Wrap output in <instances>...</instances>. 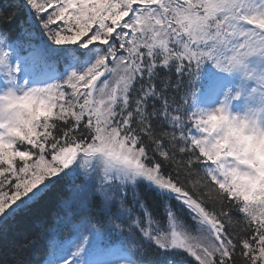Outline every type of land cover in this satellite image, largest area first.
I'll return each instance as SVG.
<instances>
[{"label":"snow or ice","instance_id":"1","mask_svg":"<svg viewBox=\"0 0 264 264\" xmlns=\"http://www.w3.org/2000/svg\"><path fill=\"white\" fill-rule=\"evenodd\" d=\"M21 9L52 45L101 46L94 61L63 83L48 82L54 61L33 42L27 21L16 25ZM252 57L264 59V0L0 6V233L57 193L55 210L0 264H32L29 249L61 228L70 239L53 245L47 264H156L157 253L180 254L181 264H264V72L245 97L259 106L237 114L230 106L243 90L193 111L164 95L167 81L157 90L153 80L157 58L181 82L194 75L193 65L198 79L205 63L252 80ZM113 75L115 86L107 78L97 83ZM147 193L159 199L158 213Z\"/></svg>","mask_w":264,"mask_h":264},{"label":"trees","instance_id":"2","mask_svg":"<svg viewBox=\"0 0 264 264\" xmlns=\"http://www.w3.org/2000/svg\"><path fill=\"white\" fill-rule=\"evenodd\" d=\"M13 0H0V6H4L7 8L9 4H11ZM38 2H41V0H38ZM22 21H27V27L28 30L33 32L36 36V40H34V43L41 42L44 46L47 43L49 46L52 45L50 42H48L47 37L44 36L42 30L39 26V21L36 20L35 16L32 15L27 9H21L17 13L16 17V25H18ZM16 25H13V30H15ZM52 27H55L53 25ZM26 39V38H25ZM55 46V45H54ZM48 49V48H47ZM49 50V49H48ZM100 48H97V51H99ZM127 54V53H125ZM90 58L92 59V62L94 61V53L93 51L90 53ZM54 67H56L58 72V83H63V80L67 77L68 74L71 72L68 71V66L76 64H81V57H79L77 54H66L61 55L59 58L54 59ZM75 62V63H74ZM203 67L206 66V64L202 65ZM209 70H212L208 68ZM159 75L157 77H154V84L157 90L162 89L165 81L168 82L169 86L167 87L166 91L164 92V95L168 97V99L171 101L173 98L178 102V99L180 97L179 90L175 87L176 84H174V78H172L171 74L163 75L161 72H158ZM196 69L193 68V76H192V82H189L187 80L182 81V88L187 89L190 86L193 87L194 83L196 82ZM199 73V70H198ZM114 76V75H113ZM181 84V83H180ZM65 89L70 94L72 89L68 88L67 85H64ZM181 87V86H180ZM133 88L137 91H130L129 95L133 98L134 95H137L139 85L134 84ZM180 89V88H179ZM182 102V101H181ZM153 101L149 99V111H151V104ZM163 102L162 101H156V106L162 107ZM58 110V109H57ZM54 119V118H53ZM87 119V117H85ZM59 123V121H57ZM153 125L160 124V121L153 120ZM185 123L187 124L186 118ZM178 135V133H177ZM20 148H27L30 147L26 144L19 145ZM17 163L19 161L17 160ZM143 192V189H141ZM56 190L53 191L52 196L48 202L47 205L44 207H41L37 210L36 214L31 217H17L15 221H11L9 223L8 229L5 233H0V262H2L5 259H8V253L11 249H13L17 244L28 240L33 237V235L36 233L40 222L47 218L51 212L55 210V204H56ZM145 199L147 201V204L149 208L152 210L153 213H158L160 211V201L157 197H155L151 193L145 194ZM239 216H243V214H238ZM186 220L187 217H184ZM245 226H247V221L243 222ZM153 225H155V220L153 221ZM165 226H167V220L165 218ZM145 227H148V221L145 219ZM236 231H240V229L237 227V225L234 223L232 225ZM151 230V228H149ZM235 232L233 235L235 236ZM70 239V233L66 228H61L59 230L52 229L49 233L44 234L41 236V238L38 240V242L29 249L28 251V259L31 260L32 264H40L41 261L45 262L49 259V257L52 254L53 251V245L59 244L60 242H66ZM173 255V257H172ZM180 254L175 253H157L153 259L156 261V264H166L169 258H174L175 261H180L179 259ZM194 259V258H192Z\"/></svg>","mask_w":264,"mask_h":264},{"label":"rangeland","instance_id":"3","mask_svg":"<svg viewBox=\"0 0 264 264\" xmlns=\"http://www.w3.org/2000/svg\"><path fill=\"white\" fill-rule=\"evenodd\" d=\"M80 51H86L87 49H81L79 48ZM68 51H72V50H68ZM246 63L248 64L249 66V70L250 72L254 73V78L255 76H259V74L261 72H264V59H261L259 57H252V58H249L248 61H246ZM25 69L23 67H21V77L23 78L24 76H26L27 74L24 73ZM228 80V81H226ZM225 81L227 82L228 84V88L230 87V84H235L236 86V91L234 93L237 92V90H243V95H242V98L244 99V108L242 110V112L244 111L245 107H246V104L250 105V106H259V100L257 99L256 101H253L252 103L254 105H251L250 102L246 101L245 97L247 96V93L249 92V90L251 88H253L254 86H256V81L254 79L252 80H244L242 78V75L240 72H232L230 73V76L226 79ZM245 83H252V86L249 87V88H246V85ZM231 92V94H234ZM210 94V92H209ZM221 98H223V96H221ZM205 98L201 99V96H199L198 98H196L192 103V107L194 108L193 111H198L199 108H202V109H208V110H211L213 108H215L216 106H218V104H215L213 106H209V107H206L202 104V101H204ZM241 112V113H242Z\"/></svg>","mask_w":264,"mask_h":264}]
</instances>
